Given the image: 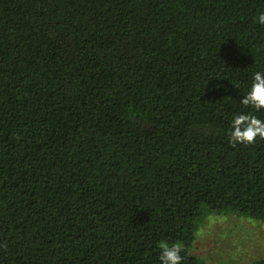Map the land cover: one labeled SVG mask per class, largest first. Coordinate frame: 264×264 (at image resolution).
Segmentation results:
<instances>
[{
	"label": "trees",
	"instance_id": "16d2710c",
	"mask_svg": "<svg viewBox=\"0 0 264 264\" xmlns=\"http://www.w3.org/2000/svg\"><path fill=\"white\" fill-rule=\"evenodd\" d=\"M264 223V0H0V264H206Z\"/></svg>",
	"mask_w": 264,
	"mask_h": 264
},
{
	"label": "rangeland",
	"instance_id": "374dc122",
	"mask_svg": "<svg viewBox=\"0 0 264 264\" xmlns=\"http://www.w3.org/2000/svg\"><path fill=\"white\" fill-rule=\"evenodd\" d=\"M192 253L206 264H264V223L236 214L206 215Z\"/></svg>",
	"mask_w": 264,
	"mask_h": 264
}]
</instances>
